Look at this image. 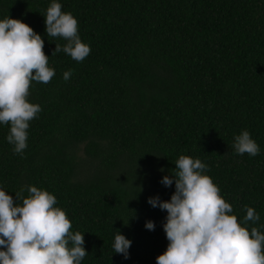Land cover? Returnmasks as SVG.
I'll return each mask as SVG.
<instances>
[{
    "label": "trees",
    "instance_id": "1",
    "mask_svg": "<svg viewBox=\"0 0 264 264\" xmlns=\"http://www.w3.org/2000/svg\"><path fill=\"white\" fill-rule=\"evenodd\" d=\"M52 2L0 0V20L40 35L55 71L31 84L28 100L41 111L22 154L0 124V190L17 203L30 186L54 195L70 231L84 235L80 264H156L169 243L167 212L148 199L170 201L175 182L161 181L186 155L207 166L241 226L264 233V0H56L90 46L82 62L52 56L66 43L46 33ZM245 130L254 157L232 146ZM246 206L255 223L245 224ZM116 230L131 241L128 259L114 251Z\"/></svg>",
    "mask_w": 264,
    "mask_h": 264
},
{
    "label": "clouds",
    "instance_id": "2",
    "mask_svg": "<svg viewBox=\"0 0 264 264\" xmlns=\"http://www.w3.org/2000/svg\"><path fill=\"white\" fill-rule=\"evenodd\" d=\"M53 0L47 8L45 28L48 37H62L66 43L55 44L52 56L63 51L76 62L90 54V46L78 35V21L71 13L61 11ZM44 41L27 24L6 17L0 20V124L10 125L7 141L16 154L27 148L29 122L41 111L28 100L33 81L47 84L55 75L48 66ZM71 71L63 74L67 81ZM233 148L238 155L256 156L259 147L248 131L234 137ZM207 166L200 159L180 155L175 161L172 178L161 183L175 192L170 201L149 198L152 207L167 212L163 230L169 241L156 264H264V233L258 228L241 226L233 207L220 195ZM163 171V169H161ZM16 193L17 201L0 190V264H80L88 253L84 235L72 233L71 221L65 211L55 207L56 197L35 186ZM142 189H140L141 191ZM244 222L260 219L255 209L245 207ZM155 230L154 222L145 224ZM71 244V246H69ZM131 241L116 230L113 248L128 259Z\"/></svg>",
    "mask_w": 264,
    "mask_h": 264
}]
</instances>
